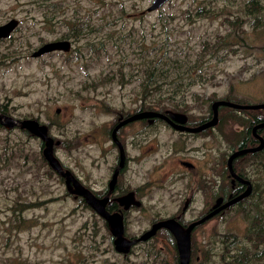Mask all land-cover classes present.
I'll use <instances>...</instances> for the list:
<instances>
[{"label":"rangeland","instance_id":"1","mask_svg":"<svg viewBox=\"0 0 264 264\" xmlns=\"http://www.w3.org/2000/svg\"><path fill=\"white\" fill-rule=\"evenodd\" d=\"M151 2L0 0V24L20 23L0 41V115L52 120L49 133L62 142L54 147L56 156L97 193L117 155L109 133L116 119L158 103L199 121L216 99H264V0H169L142 14ZM57 40L70 41V50L32 55ZM254 118L253 112L220 108L217 126L190 139L189 160L211 159L219 172L225 155L246 141ZM158 125L147 147L161 146L147 157L126 136L135 158L126 175L133 176L130 186H146L150 169L159 173L152 174L151 188H137L142 203L132 208L128 236L139 235L155 218L190 219L204 211L202 193L181 214L169 193L183 188L159 184L163 170L181 168V156H161L178 134ZM255 159L247 167L257 187L249 203L196 230L192 244L200 263L264 264V153ZM247 227L260 232L259 241L248 238ZM159 238L168 247L159 250V242L116 253L104 220L68 194L45 164L41 141L18 125L0 123V264H177L173 245Z\"/></svg>","mask_w":264,"mask_h":264},{"label":"flooded vegetation","instance_id":"2","mask_svg":"<svg viewBox=\"0 0 264 264\" xmlns=\"http://www.w3.org/2000/svg\"><path fill=\"white\" fill-rule=\"evenodd\" d=\"M255 6H256L255 11L258 13L260 11L259 3H257ZM145 13H146L145 11L142 12V14H145ZM19 24H20L19 20H17V25L15 26L14 29H16L19 26ZM10 34L7 37L0 38V41L9 39ZM53 51H56V50H53ZM53 51L45 52L36 57H41ZM221 99L228 100L236 104L256 105V104L264 103V99L262 100L257 99L255 103H250V102H246V101H243L240 99H234V98H231V99L221 98ZM221 99H216V100H221ZM214 101H212L210 104L209 114L207 116L202 117L201 120L199 121H192V120H189V117L185 114L186 121L183 123V125L186 127L192 128V127H195L196 125H199L203 121L209 120L212 117V104ZM222 107H225V106H220L218 108V116H219V110ZM158 108L159 107L151 108V107L144 106V107L136 108L135 111L147 110V111H158L161 113L174 111V110L171 111V110H165V109H160V108L158 109ZM226 108H229V109H232L238 112H243V113L253 112L256 115V118H254L253 120H250L249 126L246 128V141H242L241 139V141L238 142L235 147H232V150L229 152V154L225 155V157L223 158L220 164L222 167V170H220L219 172L217 170V163L215 161H212L211 159H209V160H205L202 164L200 163L196 164L195 162L190 161L189 160L190 158L188 156L192 152V149L188 145L190 142V139L198 137L199 135L204 136L206 135V133L210 132L214 127L202 129L197 132H190L185 129L184 130L176 129L173 126H171L168 122H166L165 120L159 117H156V118L155 117H145V118H141L139 120H135L130 123H127L121 127H118L116 130V134H115L116 136L113 137L112 131H113V128L117 125L116 123L119 121V119L123 118L124 116L128 114L124 115L121 118L116 119V122L109 130V133L111 135L110 136L111 141L117 150V155L114 159V164L109 169V173H108V176L105 178V182H103L101 185V188H104V189L100 193L93 191L90 185L85 183L84 180L81 177H79L75 172L65 167V165L62 162H60V160L56 156L54 147L58 145L60 146L62 142L56 139L54 136H52L49 133L51 124H54L52 120L48 121L47 124L45 123V125L48 127V135L53 137L54 141L58 140L59 142L58 145L54 143V146H53L54 155L58 159L60 165L62 166V169L68 170L70 172V176H72L74 179L69 181V185L66 184L65 177H63L59 172H57L50 165H48L43 155H42V159L44 160L48 168H50V170L53 172V174L59 177V179L63 180L65 188H75L73 181H77L83 187L91 189L96 194V196L107 197L108 200L106 202V208L108 212L121 214L122 221H123V228H124V236L132 243L129 244L127 249H126L127 245L125 244H121L119 247H116V244L114 243V236L111 234L113 237L112 244H113V247L116 253L120 255L129 254L131 253V251L134 250L135 247H139L140 249L141 247L147 246L149 244L153 243L155 245L159 242H160L159 250H163L165 247H168L167 243L159 238V237H163L173 245L174 252L172 253L175 256L177 264H179V253H178L177 243H176V239L174 235L169 229L162 227L157 230L155 235H153L152 237L148 239L140 240V241H136V239L140 237L145 231L150 229L152 224L160 220H165L168 218L174 219L176 222H178L181 225L183 229H187L192 222L198 220L202 216L208 214L210 211L224 204L226 201L232 199L236 195L247 190L248 194L246 197L221 209L218 213H216L215 215H213L212 217L204 221L202 224L196 225L192 228L190 232V261H189V264H194V262H197L198 264H207L205 262L200 263L199 261L200 255L197 251L194 250V247L192 244V240L194 239L196 230H198L200 226H203L204 224H206L209 220L216 218V216H218L222 212H225L233 207L242 208L243 206L249 203L248 198L253 194L254 191H256L255 188L257 187H256V183L254 182V178H253L254 176L249 171H247V167L251 166L254 162H256L255 157L264 153V109L259 108V109L246 110V109H235L233 107H228V106H226ZM0 116H3V115H0ZM159 123L164 124L163 127L169 130L171 133L176 132L178 134L176 136L175 145L173 149L171 151L165 150L161 154V156L167 157V158L172 157V156H178V155L181 156V157H178L177 159V165L181 168L163 170L158 176V177H161L162 179L161 182H159V184L163 185V188H183L180 191L171 190L169 193L170 197L174 199L173 201L177 203V207H181V214H183L186 209L190 208V205L195 200L196 193H202L203 195L202 198L204 201V204H203L204 211L202 213L199 212L200 214L198 213L199 214V215L197 214L198 216H195L190 219H187L183 216H178V215L177 216L170 215L166 217L155 218L151 221L150 227L148 229L143 230V232H141L139 235L128 236L126 233V229H127V224H129L128 220L130 218V214L132 213V208L138 207L142 203L139 197H136L139 194L137 188H151V187H148V185L152 184L151 183L152 178H153L152 174H159V173L156 172V170L154 169H150L144 175L146 177V180L148 181V184L147 185L145 184L146 186H143L144 182L136 186H133V185L130 186V181L131 182L133 181V176L128 175L126 177V175L130 172L131 169H135L134 167L131 166V163L134 161L135 158L131 157L128 153L127 146L125 143V141L127 140L126 136L128 133L131 134L132 138L130 139V142L134 144L135 146H137V148L139 149L138 151L139 155L143 157H147L152 150L156 151L161 146V144L158 142V148L147 147L148 143L151 142L152 140L151 138L152 133L156 134L157 132H159V129H160L158 125ZM25 131L28 132L27 130ZM236 138H239L238 134L236 135ZM43 142L44 141L42 140L41 141V154L44 148ZM178 142L180 143V145L178 144ZM242 148H244L243 150L245 151L242 153L236 154V152H238V150ZM194 152H198V148ZM172 159H175V158H170L169 161L171 162ZM123 177H126V178L123 180ZM245 181L248 182V184L245 183ZM120 188H129V189L126 190V189H120ZM195 189L198 192H196ZM213 189L215 191H213ZM262 192H264V188H262V190L259 192L261 195V198L264 199V194H262ZM129 194H130L131 199L128 200L127 198H124L120 200L121 198ZM219 198L220 199L223 198L224 200L219 203L218 202ZM81 200L84 201L83 198H81ZM86 205L88 208H91L88 204ZM255 220H257V218H255ZM104 224L107 226L110 232V228L105 221H104ZM250 227L246 228V231L248 233L247 234L248 238L253 239L254 241H259L260 232H254L253 228H250ZM238 247L239 245L236 244L234 248H238ZM229 250H233V249H229ZM139 251L141 250L137 249L136 254ZM195 252H196V255H194ZM203 255L208 256V253L207 254L204 253Z\"/></svg>","mask_w":264,"mask_h":264},{"label":"water","instance_id":"3","mask_svg":"<svg viewBox=\"0 0 264 264\" xmlns=\"http://www.w3.org/2000/svg\"><path fill=\"white\" fill-rule=\"evenodd\" d=\"M169 0H152L151 4L146 8L145 12H151L155 9L160 8L163 4H165ZM17 25L16 19H10L7 22L0 24V38L7 37ZM70 41L68 40H57L52 42L44 43L40 46L37 50L33 52V56L36 57L48 51H69L70 49ZM220 106H228L233 107L235 109H264V103L262 104H236L234 102L228 100H216L212 104V117L209 120L203 121L199 125L195 127L189 128L183 125L186 121V115L180 112H166L161 113L158 111H147V110H139L134 111L133 113H129L128 115L124 116L123 118L119 119L116 123L117 125L113 128L112 136L115 137L116 130L118 127H121L127 123H130L135 120H139L145 117H159L166 122H168L171 126L179 130H187L190 132H197L202 129H207L210 127L217 126L219 122L218 116V108ZM56 113L60 112V109L57 108L55 110ZM0 123L7 128H11L13 126L18 125L20 128L27 130L29 133L33 134L34 136L38 137L40 140L42 139L44 142V148L42 150V155L47 161L48 165H50L54 170L59 172L63 177L66 179V184L69 185V181L73 180L74 178L70 176V172L68 170H63L62 166L60 165L58 159L54 155L53 146L54 143L58 145V140L54 141V138L48 135V127L45 123H41L37 119L32 118H25L22 120H16L12 117H5L3 118L0 116ZM41 140V141H42ZM244 148L238 150L236 154L242 153L245 150ZM114 179V178H113ZM248 184V182L245 181ZM75 188H66L69 194H72L75 198L81 197L84 199L86 204H88L91 209L100 217L102 218L110 228V233L114 236V243L116 247H119L121 244H125L126 249L128 248L129 244L132 242L129 241L124 236V228H123V221L122 216L120 213H111L107 211L106 202L108 200L107 197H98L96 194L89 188L83 187L79 182L73 181ZM248 191L245 190L242 193L236 195L232 199L226 201L224 204L215 208L214 210L210 211L208 214L202 216L198 220L192 222L187 229H183L181 225L176 222L172 218H168L165 220H160L154 224H152L151 228L145 231L140 237L136 239V241L145 240L153 235L156 234L157 230L164 227L169 229L172 234L174 235L177 243L178 253H179V264H189L190 261V232L192 228L196 225L202 224L204 221L218 213L221 209L227 207L228 205L235 203L244 197H246ZM130 198V194L121 198L120 200ZM223 198H219L218 202L220 203L223 201ZM123 251V250H122Z\"/></svg>","mask_w":264,"mask_h":264},{"label":"trees","instance_id":"4","mask_svg":"<svg viewBox=\"0 0 264 264\" xmlns=\"http://www.w3.org/2000/svg\"><path fill=\"white\" fill-rule=\"evenodd\" d=\"M158 65H156V67H157ZM148 91H145V93H147ZM157 92V89L156 88H153V89H151L150 91H149V94H150V96H153L155 93ZM169 93V92H168ZM148 107H151V108H155V107H159L160 109H161V106H160V104H149L148 105ZM158 108V109H159Z\"/></svg>","mask_w":264,"mask_h":264}]
</instances>
